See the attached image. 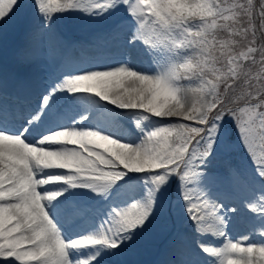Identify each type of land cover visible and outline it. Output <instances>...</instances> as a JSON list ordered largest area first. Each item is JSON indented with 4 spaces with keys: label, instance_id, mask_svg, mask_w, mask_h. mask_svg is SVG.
<instances>
[{
    "label": "snow or ice",
    "instance_id": "6c2138e0",
    "mask_svg": "<svg viewBox=\"0 0 264 264\" xmlns=\"http://www.w3.org/2000/svg\"><path fill=\"white\" fill-rule=\"evenodd\" d=\"M29 11L24 57L71 15L117 53L0 79V264H108L174 214L165 264H264V0H0V32Z\"/></svg>",
    "mask_w": 264,
    "mask_h": 264
},
{
    "label": "rangeland",
    "instance_id": "374dc122",
    "mask_svg": "<svg viewBox=\"0 0 264 264\" xmlns=\"http://www.w3.org/2000/svg\"><path fill=\"white\" fill-rule=\"evenodd\" d=\"M28 3H30V0H27ZM21 22L20 24L25 23V27L28 26V24L31 22V13L29 11V13L27 15H24L21 17ZM71 18H73V21H76L78 24H75V31L76 34L79 35L78 37H83L80 38L82 40L84 39H94V37L98 36L101 33H104L106 31H108L114 24V22L117 20V17H112L107 19L106 21H108V24L106 25V27H103L105 24L102 23V21H89L88 19L80 16V15H71V16H65L64 20L62 21L61 27L63 29V31L65 32V34L67 35L68 30L66 29V23L71 20ZM86 25H91V26H95L94 28L89 29V26ZM16 27L13 26L12 31H15ZM8 30H10L9 32H11V25L8 26V28L6 30H4L3 32H0V59L1 57L4 55H6L8 52H10L12 50V47H7L6 43L2 40V37H4L5 39H9V36L11 34L6 35V32H8ZM19 29H17L16 32L12 33V36H15L17 34ZM5 32V33H4ZM11 37V36H10ZM101 45V44H100ZM9 46H12V44H10ZM108 45H105V47H107ZM110 46V45H109ZM108 46V47H109ZM78 47L76 46L75 48H73L71 50V57H68V61L69 60H74V56H75V52L80 53L81 54V58L79 59L78 56L76 57L75 60H81V61H90V60H94L95 58L92 59H86L85 54L81 51V49H77ZM14 52V51H12ZM58 51H53L51 48L47 49L46 51L41 49L40 47H34L30 52H29V57L25 59V63L22 62V64L24 65V68H28L30 71L33 72V75L35 79H37L38 81L41 82L43 88L45 87V85L49 82V78L55 74L54 68L56 67V65L58 64V59H57V55H58ZM61 55V53H60ZM64 57V54H62ZM21 58H24L23 54L21 56ZM2 60V59H1ZM78 61V62H81ZM77 62V63H78ZM17 66L22 68L21 64H16ZM12 69L13 67L16 68V66L10 64L9 65ZM243 160V155L242 153H237L235 155H233L231 157V162L234 165H239L241 163V161ZM218 164H221L223 162H217ZM220 192H224L225 189L223 186L220 187L219 189ZM236 194L238 196H243L245 195V191L243 189H236L235 190ZM170 221V222H169ZM164 224L167 226L166 228L164 227ZM162 227V228H161ZM164 227V228H163ZM186 229V225H183L179 219H178V214H174V216L172 218H164L162 220L157 221L154 226L145 234H143L134 244H132L131 246H129L124 252H123V261L122 263L124 264H140V263H149V264H155V260L156 258L158 259L157 264H164L167 256L169 255V252L166 253V256L162 257V259L160 260L161 254H159L157 251L159 249V247L162 246V244L164 243V241L167 238H171L173 236H176L180 233H183ZM237 233H232L233 236H235ZM156 243L157 246L154 247V249L148 250L146 251L145 249H136V245L139 243ZM176 243V241L172 244V247L174 246V244ZM153 246L151 245V248ZM170 247V249L172 248ZM169 250V248H168ZM122 255V254H121Z\"/></svg>",
    "mask_w": 264,
    "mask_h": 264
},
{
    "label": "bare ground",
    "instance_id": "6f19581e",
    "mask_svg": "<svg viewBox=\"0 0 264 264\" xmlns=\"http://www.w3.org/2000/svg\"><path fill=\"white\" fill-rule=\"evenodd\" d=\"M120 15L122 16L123 13H121ZM90 48H93V47L90 46ZM103 49L105 50L103 56L100 55L98 57H95L94 60H104V59H107L108 57L115 56L117 53V50L114 47H112L111 45L109 47H104ZM94 54L95 53H92L91 55H94ZM9 75H12L11 69H8V70L0 69V79H4V77H9ZM7 81H9V80L7 79ZM11 85H12V83H10V86ZM172 253H170L169 258H171ZM122 257H123V255L112 257V260L108 264H124V263H122V261H123Z\"/></svg>",
    "mask_w": 264,
    "mask_h": 264
}]
</instances>
